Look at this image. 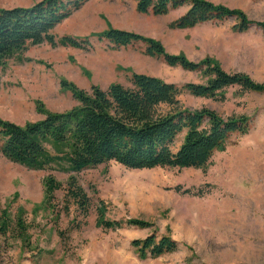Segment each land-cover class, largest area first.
I'll list each match as a JSON object with an SVG mask.
<instances>
[{
  "label": "rangeland",
  "instance_id": "obj_1",
  "mask_svg": "<svg viewBox=\"0 0 264 264\" xmlns=\"http://www.w3.org/2000/svg\"><path fill=\"white\" fill-rule=\"evenodd\" d=\"M34 1L38 0H0V6ZM209 1L240 9L251 20L264 18V0ZM187 8L184 4L154 16L150 35L143 36L158 40L169 53H183L195 62L212 57L225 71L264 83V28L238 30L233 16L171 27ZM103 19L104 30L113 27ZM52 33L60 36L54 28ZM93 37L89 48L42 42L7 58L0 66V118L23 124L43 117L37 104L50 111L76 105L62 79L84 90L115 82L130 86V75L140 71L177 85L205 81L199 71L170 66L162 56L146 54L142 41L113 47ZM223 94L220 100L181 91L178 106L208 107L222 117L247 115V133L232 134L225 149L215 151L204 168H126L110 160L82 170L76 180L92 201L84 217L67 194L69 173L56 167L30 169L0 152V207L12 218L21 209L27 225L24 238L16 236L13 222L0 232V264H264V92L231 86ZM183 134L176 137L174 149ZM48 174L62 186L46 205L43 180ZM134 186L142 192L134 195L128 190ZM99 199L107 218H137L148 224L97 226ZM151 233L170 236L177 242L176 250L141 257L131 241Z\"/></svg>",
  "mask_w": 264,
  "mask_h": 264
},
{
  "label": "trees",
  "instance_id": "obj_2",
  "mask_svg": "<svg viewBox=\"0 0 264 264\" xmlns=\"http://www.w3.org/2000/svg\"><path fill=\"white\" fill-rule=\"evenodd\" d=\"M85 1L38 0L30 6H0V66L30 44L47 42L51 46L89 48V38L95 36L118 46L142 41L146 54L162 56L170 66L179 65L186 70L199 71L205 81L177 85L153 75L133 72L130 86L115 82L106 89L94 85L84 90L62 79V87L70 91L76 105L63 111H50L37 104L43 117L23 124L0 118V152L30 169L56 167L69 173L67 194L83 217L92 201L76 180L75 175L82 170L110 160L126 168H204L215 151L225 149L232 134L248 132L250 117L247 115L222 117L208 107H179L177 96L181 91L220 100L224 99L223 90L231 86L242 91L264 92V83L242 72H227L212 57L206 56L195 62L183 53L167 52L158 40L138 33L108 27L88 37L54 36L52 29ZM135 1L137 11L154 15H163L171 9L188 5L186 12L171 22V27L187 28L200 22L233 16L238 20V30H246L252 25L264 28V18L251 20L240 9L209 0ZM162 105L168 108L162 109ZM181 132H184L182 140L174 149L175 139ZM43 186V202L47 205L62 184L48 174L44 177ZM96 212L95 224L106 229L118 228L123 223L148 224L137 218L124 222L107 218L106 206L101 199L97 201ZM21 214L19 209L16 217L12 218L5 208L0 207V232H6L13 222L16 236L24 238L27 225ZM131 244L141 257L147 254L156 257L177 248V242L170 236L157 237L154 233L133 239Z\"/></svg>",
  "mask_w": 264,
  "mask_h": 264
},
{
  "label": "crops",
  "instance_id": "obj_3",
  "mask_svg": "<svg viewBox=\"0 0 264 264\" xmlns=\"http://www.w3.org/2000/svg\"><path fill=\"white\" fill-rule=\"evenodd\" d=\"M31 4L33 2L20 6H30ZM154 16L156 15L138 12L135 0H86L78 9L60 21L54 29L60 36L86 37L104 31L105 21L103 18H106L113 28L145 35L148 34L147 30ZM107 42L113 47L118 46ZM136 73L146 74L142 71Z\"/></svg>",
  "mask_w": 264,
  "mask_h": 264
},
{
  "label": "bare ground",
  "instance_id": "obj_4",
  "mask_svg": "<svg viewBox=\"0 0 264 264\" xmlns=\"http://www.w3.org/2000/svg\"><path fill=\"white\" fill-rule=\"evenodd\" d=\"M130 185H133V184H130ZM136 185V184H135ZM128 190H130L131 192H133L134 193V195H136V194H139V193H141L142 192V190L141 189H139V188H137V187H130ZM129 191V192H130Z\"/></svg>",
  "mask_w": 264,
  "mask_h": 264
}]
</instances>
